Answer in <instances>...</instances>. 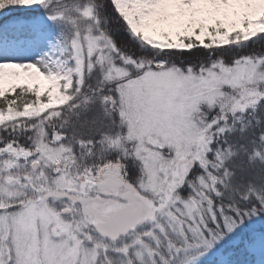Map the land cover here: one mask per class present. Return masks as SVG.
<instances>
[{"label": "snow or ice", "instance_id": "1", "mask_svg": "<svg viewBox=\"0 0 264 264\" xmlns=\"http://www.w3.org/2000/svg\"><path fill=\"white\" fill-rule=\"evenodd\" d=\"M0 264H264V0H0Z\"/></svg>", "mask_w": 264, "mask_h": 264}]
</instances>
